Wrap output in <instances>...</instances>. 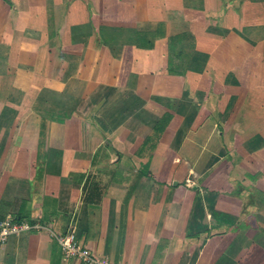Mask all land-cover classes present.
<instances>
[{
	"label": "crops",
	"instance_id": "1",
	"mask_svg": "<svg viewBox=\"0 0 264 264\" xmlns=\"http://www.w3.org/2000/svg\"><path fill=\"white\" fill-rule=\"evenodd\" d=\"M7 215L36 227L0 264H85L71 228L114 263L264 264V0H0Z\"/></svg>",
	"mask_w": 264,
	"mask_h": 264
},
{
	"label": "built area",
	"instance_id": "2",
	"mask_svg": "<svg viewBox=\"0 0 264 264\" xmlns=\"http://www.w3.org/2000/svg\"><path fill=\"white\" fill-rule=\"evenodd\" d=\"M35 227V224L20 220L13 215L4 216L0 219V245L5 244L11 236ZM51 234L60 245L63 256L67 260L78 259L85 264H123L114 263L107 257L98 256L88 247L83 246L76 238L74 228L64 233L51 232Z\"/></svg>",
	"mask_w": 264,
	"mask_h": 264
},
{
	"label": "trees",
	"instance_id": "3",
	"mask_svg": "<svg viewBox=\"0 0 264 264\" xmlns=\"http://www.w3.org/2000/svg\"><path fill=\"white\" fill-rule=\"evenodd\" d=\"M172 44V42L170 43V45ZM182 67L184 68V65H182ZM176 69H175V65H174V61H170L169 62V71H175ZM176 72V71H175ZM168 117V116H167ZM43 126H44V124H43ZM44 129V128H43ZM41 130V131H43V133H44V130Z\"/></svg>",
	"mask_w": 264,
	"mask_h": 264
},
{
	"label": "rangeland",
	"instance_id": "4",
	"mask_svg": "<svg viewBox=\"0 0 264 264\" xmlns=\"http://www.w3.org/2000/svg\"><path fill=\"white\" fill-rule=\"evenodd\" d=\"M174 63H175V62H174ZM45 130H46V129L44 128V131H45ZM100 132H101V131H99V135L101 134ZM104 132H105L104 135H108V134H106V133L108 132L107 130H104ZM104 132H103V133H104ZM106 139H108V136H106ZM143 166H144V165H143ZM145 168L147 169V167H145ZM61 251H62V250H61ZM62 254H63V252H62Z\"/></svg>",
	"mask_w": 264,
	"mask_h": 264
}]
</instances>
